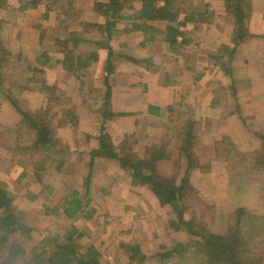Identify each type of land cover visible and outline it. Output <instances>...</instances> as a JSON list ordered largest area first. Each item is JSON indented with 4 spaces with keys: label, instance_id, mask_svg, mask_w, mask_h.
<instances>
[{
    "label": "crops",
    "instance_id": "obj_1",
    "mask_svg": "<svg viewBox=\"0 0 264 264\" xmlns=\"http://www.w3.org/2000/svg\"><path fill=\"white\" fill-rule=\"evenodd\" d=\"M196 5L200 9L207 5L209 14H214L213 20L190 22L186 27L188 43L181 45V50L170 48L161 38L143 44L145 34L142 31L113 34L114 41L122 40L116 49L130 57L144 59L142 63L128 57L121 63L113 62L114 67L119 64L124 68L122 74L117 69L115 74L109 75L110 110L124 115L116 120L115 135L119 139L137 135L139 141L150 140L148 145L152 146L164 141L167 124L183 123L191 126V150L199 158L198 168L193 170L191 176L193 186L196 189L205 187L218 190L220 184V188L226 191L242 190L237 185L222 184V181H226L224 178L229 177L232 181L231 175L237 177L239 174L233 170L237 154L235 159L234 155H229L224 143L233 146H230L231 151L261 155L260 136L264 134V0H253V12L247 27L254 37L236 47L230 74H226L210 59L211 56L224 57L235 46L233 19L226 13L225 0H196ZM37 9H28L24 13L28 14L29 19H35L33 13ZM21 13L17 0H10L6 6H0V77L12 72L18 79L21 77L25 81L29 66L37 64L40 66L38 70L35 71L33 67L31 70L33 79L44 77L46 84L55 87L57 95L76 89H89L90 98H85L83 93L84 97H81L77 106L76 118L79 120L74 121L68 118V110L62 107L66 96L53 101L54 98L49 97V90L48 94L43 95L38 90L28 89V85L22 92L30 101L29 108L34 113L40 109L52 111L50 114L53 119L50 122L55 128L58 146L64 144L68 158L76 159L77 162L85 160L84 170L89 172L90 154L86 151L96 143L97 137L94 136L99 121H96L98 119L94 110L102 105L98 98L103 95L97 88L84 87L83 80L77 79L73 73L77 71L80 77L89 74L97 76L100 67H96V64L101 66L102 62L105 63L107 55L98 48L97 58H94L93 53L80 44L73 43L71 46L65 39V32L60 35H64V38H59L56 24L51 20L57 17L61 19L63 15L52 12L45 20L42 33L35 21L21 20L18 15ZM125 28L131 29V25ZM182 39L178 37V43L181 44ZM159 45L163 46V51L152 52ZM67 48H72L87 62L90 60L91 64L86 68L74 66L73 70L61 68L59 61L64 59ZM85 54L88 55L85 57ZM5 60L7 63H4ZM39 70L43 72L42 76ZM104 74L105 71L101 73L102 79ZM73 82L78 83V86ZM70 86L74 87L68 88ZM8 88L2 82L0 93L9 94ZM31 98H34L33 101ZM38 98L42 99L39 106L36 104ZM9 101L12 105V99ZM156 108L158 115L153 111ZM0 109H11V106L1 105ZM88 110L91 111L88 113ZM13 120L11 125L19 122V113L13 115ZM152 127L160 131L155 138L149 135ZM83 138L88 144L81 147L78 143ZM253 170L248 167V171ZM258 170L264 172V166ZM99 173L104 175L101 183L97 182V178L94 182L93 177L90 184V206L95 209V213L86 222L89 240L100 250L105 262L113 260V264H129L131 261L134 264H148L151 255L156 253L153 248L150 249V244L154 246L157 241L156 235L169 234L164 224L172 208L162 205L146 186L134 184L127 170L116 161H98L94 174ZM246 188L249 191L250 187ZM219 203L227 204L223 200ZM129 245L138 246L140 254L133 255L127 248Z\"/></svg>",
    "mask_w": 264,
    "mask_h": 264
},
{
    "label": "trees",
    "instance_id": "obj_2",
    "mask_svg": "<svg viewBox=\"0 0 264 264\" xmlns=\"http://www.w3.org/2000/svg\"><path fill=\"white\" fill-rule=\"evenodd\" d=\"M19 3L20 11L37 8L39 5L45 7V12L42 14L45 18H49L52 12H58V14H66L65 5L68 0H17ZM114 5L111 7L113 18L131 21V29H117V22L106 20V32L105 36L96 35L92 36L90 33H78L77 36L72 39L69 34L65 36L67 42L73 41L74 44H80L85 50L90 51L94 58H97V49L104 48L106 50V64L105 74L100 78V82L103 85L105 91L104 98L101 100L102 105L96 108V121L98 127L96 128V143L93 147L86 152L90 154V170L87 173L82 186H76L72 191L64 196L63 202L60 205L47 206L45 203V209L43 217L49 221L66 222L60 224L57 231H49V227H36L31 225L26 220L27 211L21 209L15 205V196L9 190L7 184L0 180V253H5V257L0 260V264H103V255L97 246L91 241L88 243H82V239L88 237L89 230H82L77 221L83 219L92 218L95 209L90 206L91 203V190L90 184L94 175L95 165L98 161H116L119 165L127 170L134 184H141L151 190L159 199L162 205H169L177 214L178 221H181L184 217L185 206L184 201L188 199L186 196L187 191H196L193 186L191 176L193 170L198 168L199 160L195 156V153L191 150L193 132L192 127L186 124L180 123V129L174 128L172 138L176 139L175 149L170 148L166 144H161L154 149L156 153L150 158V151L148 157L142 159L137 153L134 152L130 142L127 141L128 137L119 139L115 135L116 120L122 116L121 113H113L110 110L109 102L107 101L110 96L109 93V75L112 73L114 66L113 62L122 61L123 59L130 58L137 63L143 62L144 59H136L130 57L118 49L114 48L112 44L113 34L126 33L129 31H142L145 34L143 44L152 42L161 38V40L169 47L180 49V46L188 43V37L186 33V27L190 22H210L213 20L214 14H209L206 7L198 8L196 2L190 0H131L135 2V10L131 15L119 14L122 8V0H112ZM190 3V8L186 7V2ZM10 0H0V6H6ZM71 2L72 1H68ZM111 0L97 2L96 10L102 12V14H108L107 11H102V8L107 7ZM138 8V9H137ZM225 9L227 15L233 19V27L235 30V37L233 39L234 49L225 53L224 57L211 56L212 62L219 66L226 74L231 73L232 58L236 47L241 43L247 42L248 39H252L254 35L249 32L247 27L248 21L253 12V0H225ZM84 24V23H80ZM80 24H77L80 25ZM157 26H156V25ZM161 26V27H160ZM79 29V27H76ZM111 29L114 31L112 32ZM178 37H182V43H178ZM80 42V43H79ZM226 49V47H223ZM181 50V49H180ZM227 58L225 61L222 59ZM7 59V58H5ZM9 60V58H8ZM44 60V59H43ZM47 61V60H46ZM6 60L4 61V63ZM91 64L85 62L81 54H77L72 48H67L64 51V59L59 61L61 68L66 70H73L74 66L86 68ZM33 69L38 70L37 64H31ZM32 67L29 66V73L25 75V80L28 81V89L38 90L41 94H48V85L44 77H38L33 79L31 73ZM27 69V70H28ZM42 73V71L39 70ZM39 73V75L41 74ZM78 76H80L78 74ZM86 77V75H85ZM90 80V78H89ZM5 95V94H4ZM8 96V97H7ZM9 98L6 94L5 98ZM20 116L19 122L16 124V128H11L7 122L0 119V125L4 124L5 128L9 129V132L15 131L21 135V125L24 122H28L30 128L36 131V138L32 144L23 147L25 150L39 149L45 153L41 154L40 162L41 171L46 173L48 162H54L58 160L56 164V170L61 173L68 158V152L57 148L56 143L58 139L54 138L56 131L51 124L53 119L52 115L44 117V123L37 120L36 114L27 108H23L15 104ZM91 109H93L91 107ZM154 109V108H153ZM156 110V111H155ZM154 114H159L158 108H156ZM76 120H79L75 118ZM32 130V129H31ZM170 130V129H169ZM168 130V133H169ZM55 131L53 138L50 137V132ZM3 135V133L1 134ZM0 135V136H1ZM261 147L264 151V134L260 136ZM1 139V137H0ZM164 141L166 138L164 137ZM163 141V142H164ZM48 142V144H47ZM59 143V142H58ZM79 145V143H78ZM88 148V147H87ZM85 148V149H87ZM153 148H150L152 150ZM259 150V149H258ZM179 154V155H178ZM178 157L182 158L180 177L168 176V170H170L169 162L172 165L177 162H173V159ZM49 160V161H48ZM256 161L264 164L263 160L257 158ZM178 172V171H177ZM30 170H24L20 174V177H26L30 175ZM45 175V174H44ZM44 175L40 174L37 167L34 170L33 176L36 179V184L39 187L44 184ZM63 176V175H61ZM178 178V180H177ZM61 185V184H59ZM44 187V186H43ZM190 195V193H189ZM39 197H44L43 193H30L27 197L28 201L34 202ZM88 197V198H87ZM190 197V196H189ZM86 198V199H84ZM46 199V198H45ZM188 209V208H187ZM189 210V209H188ZM187 210V211H188ZM190 211V216L192 211ZM237 219V228L246 217H250L251 214L244 212V209H238L234 214ZM230 216V215H229ZM229 216L227 221L230 220ZM253 216V215H251ZM254 217H257L254 215ZM193 221L184 222L188 226V231L191 234V243L183 244L177 243L167 249L160 255V262L166 263L167 261L175 260V264H264V258L261 260L258 256L253 255L259 248L252 247V240L242 238L241 230H233L225 233L223 236H216L212 234L210 230L205 227H195ZM171 227L175 228L176 222L171 220L169 223ZM178 228V227H177ZM195 228V229H194ZM49 231V232H48ZM48 234L46 235V233ZM35 234L38 237H45L41 239L39 244H33L32 239L35 238ZM190 245H194V253L189 251ZM164 246V245H163ZM32 248L28 250L27 248ZM128 250L133 255L140 254L139 247L134 245L127 246ZM164 248V247H163ZM260 252H263L260 247ZM264 255V254H263ZM131 258H134L131 257ZM178 260V262H177ZM132 264V263H129Z\"/></svg>",
    "mask_w": 264,
    "mask_h": 264
},
{
    "label": "rangeland",
    "instance_id": "obj_3",
    "mask_svg": "<svg viewBox=\"0 0 264 264\" xmlns=\"http://www.w3.org/2000/svg\"><path fill=\"white\" fill-rule=\"evenodd\" d=\"M68 1H72L71 4ZM66 1L65 10L66 14H63L61 19L57 17L54 20H51L54 24H56L55 29L58 31L59 38H64L63 36H60L63 32L65 34H69V37L72 39H75L73 37L77 36L78 33H90L92 36L101 35L105 36L106 32L104 29L106 28V20H109L111 18V21L117 22V27L125 28L128 25H131V21H125V20H119L118 17L113 18L114 16L110 17L111 14V7L114 5V1L111 0V4L108 6L109 9H106L107 7L102 8V11H107L108 14H102V12L99 13V11L96 10L97 2L99 0H68ZM101 1H107V0H101ZM191 2H196V0H190ZM190 2V3H191ZM13 3V1H12ZM16 3V2H15ZM122 8L120 9L119 14H125V15H131L134 13L133 10H135V2H131V0H122ZM190 3L186 2V7L190 8ZM17 4V3H16ZM19 4V3H18ZM13 5V4H12ZM36 13H33L35 15V19H29L28 14L24 11L23 13L18 14L21 20L23 19H29L26 21H32L37 24L36 27H39V30L41 32H44V23L46 18L42 16V14L45 12V8L43 5H39L37 7ZM138 9V8H137ZM54 14H58V12H55ZM84 23V24H80ZM77 24H80L77 26ZM156 25V24H155ZM157 26V25H156ZM76 27H79L77 29ZM161 27V26H160ZM78 33H75L74 30ZM113 32L114 30L111 29ZM62 32V33H61ZM114 38V37H113ZM117 38V36L115 37ZM80 43V42H79ZM122 43L121 39H114L112 40V44L115 47H118ZM69 44V42H68ZM70 45L73 46V41L70 42ZM160 46V47H159ZM156 46V48H153L155 50H152V52L158 53L159 51H163V46L159 45ZM103 50V53L105 55L106 50L104 48H101ZM165 49V48H164ZM90 53V51H89ZM88 53V54H89ZM85 54V57L88 55ZM84 61L86 62V59L84 58ZM116 62V61H115ZM7 63V62H6ZM118 63H121L118 62ZM106 62H102L101 66L100 64H96V67H100L97 70V76L87 75L86 77H80V73L77 71H74L73 75L77 79H82V85L84 87H90V88H97L98 91H101L102 98H98V100H102L105 95V91L102 89L103 85L100 82L101 73L105 70ZM117 64V63H116ZM4 67H6V64H4ZM27 67V66H26ZM15 69L17 67H14ZM10 69V68H8ZM27 69V68H26ZM117 69L120 71L119 73H123V65L120 66L117 64L116 67H114L111 76L116 73ZM90 71V70H89ZM41 73V72H40ZM8 75L4 77H0V84L3 82L8 85L9 90V97L12 99L14 105L12 109V105L9 101V99L2 93H0V106L1 105H10L11 109H0V119L4 122H8L11 124L13 120V115L17 112V107L15 104H17L20 107L27 108L28 110H31L29 108L30 101L25 98L23 95V90L26 89V86L28 85L26 83V80L24 81L21 79V77H16L12 72L6 73ZM36 75V74H35ZM43 75V72L41 73V76ZM61 78V77H60ZM90 78V80H89ZM63 79V78H62ZM75 79V78H74ZM118 79V78H117ZM119 80V79H118ZM122 80V78L120 79ZM139 80V78H137ZM80 80H78L79 82ZM24 83V84H23ZM74 85L78 86L75 82H73ZM49 87V97L54 98L53 101H57V98L60 97L64 98L65 101L62 103V107L67 111L68 110V118L71 121H74L76 118L78 109L77 106L79 105V101H81V97L83 96V93L85 94V98H90V93H88L89 89L84 88L83 89H76L73 91H68V93L57 95V91L54 90V86H51L50 84H47ZM74 86H70L68 88H73ZM101 87V88H100ZM57 88V87H56ZM84 98V99H85ZM8 99V102H7ZM34 98H31L33 101ZM41 98L36 99V104L39 106L41 103ZM28 101V102H27ZM107 101L110 103L109 97ZM101 102V101H100ZM58 104V103H57ZM65 105V106H64ZM16 111V112H15ZM32 111V110H31ZM36 118L37 120H40L42 123H44V117H47V115L50 116V113L48 109L46 110H36ZM91 110H88V113ZM33 112V111H32ZM47 114V115H45ZM91 117V115H90ZM60 120V119H59ZM181 125H169L165 126L164 131V137L166 140L164 143L157 142L151 145H148L150 140L142 139V141L138 139L137 135H132L131 137H128L127 141L130 142L133 150L135 153L138 154L139 157H142V159L148 157V152L150 151V158L152 159V156L156 153V147L161 144H166L170 148H175V142L176 139L172 138V134L174 133V128L180 129ZM11 128H16V125H10ZM83 127L82 129H84ZM32 129V130H31ZM170 129V130H169ZM169 130V133H168ZM95 131V130H94ZM149 135H152L154 138L156 137V134L159 135L160 131L157 129H153V127L149 131ZM0 133H3L1 135L0 139V180L5 182L11 191V193L15 196V205L18 206L21 209H25L27 211L26 214V220L29 224L34 225L36 227L44 228L49 227V231H57L59 229L60 224H65L66 222H60L58 221H49L48 219L43 217L44 209L47 206H54V205H60L63 202L64 196L67 195L70 191H72L76 186L79 187V185L82 186L85 178L88 176V171L84 163L85 160H81L80 162H77L76 159H70L66 161L67 164L64 165V168L61 173H58L56 170V164L59 163L58 160H55L54 162H48L46 164L47 170L46 173L44 170H40V162L38 160L41 158V154L45 153L43 150L40 151L39 149H23L24 146L30 145L33 143V141L36 138V131L33 130V127L30 128L28 126V122H24L21 125V135L19 133L12 131L9 132V129L5 128L4 124L0 125ZM55 131L50 132V137L53 138ZM56 139V136H54ZM48 144V142H47ZM84 138L81 140V143H79V146H85ZM230 143H224V149L227 150L229 155L237 154V161L235 164V167H233V170H237L234 173H239L237 177L231 175V180L229 177H226V181H222V184L224 186H232L237 185L238 188H242V190H228L226 191L225 188H220L215 190L212 189H198L196 191H187L186 196H188V199L184 201L185 206L189 210L192 211V215L190 216V211L185 207V213L184 217L181 221H178L177 214L170 210L168 212L167 220L165 221L164 227L169 229L168 235L164 236H157V241L155 242L154 246L150 244V249L153 248L156 253L152 256V259L148 264H158L160 263V255L162 252H164L165 249L176 245L177 243H183L187 244L194 241L191 239V234L188 231V226L186 221L189 222L193 221L192 223L195 224V227L203 226L207 230H210L212 234L216 236H223L225 233H227V230L229 232L233 230H241L242 238L246 241V239L252 240V247L254 248L257 246L259 248L253 255L258 256L261 260L264 258V172L263 170H258V168L261 166H264L263 163L257 162L255 159L260 158L263 160V154L264 151L261 147V155L252 154V153H244V152H236V150L231 151L232 148L229 146ZM56 147L65 150L64 144L62 143V146H58L59 143H56ZM153 147L152 150L150 148ZM233 147V146H231ZM222 149V148H221ZM179 155V154H178ZM255 156V157H254ZM254 157V158H253ZM199 160V158H198ZM244 160V161H243ZM49 161V160H48ZM243 161V163H241ZM174 165H172V162H169V165H171L170 170H168V176H176L180 177L181 169V163L182 158L178 157L176 159H173ZM249 164V166H248ZM248 166L251 169H254L253 172L248 171ZM37 167V170L40 171L41 175H44V187L40 186L39 184H36V179L33 176L34 170ZM30 170V175L26 177H20V174L24 170ZM246 169V171H244ZM178 171V172H177ZM63 175V176H61ZM94 182L95 178H97V182L101 183L102 178L104 175L102 173L94 174ZM178 180V178H177ZM93 182V183H94ZM61 184V185H59ZM246 186L250 187L249 191L246 188ZM246 192V193H244ZM30 193H43L44 197H39L37 201L31 202L27 200V197ZM190 193V195H189ZM190 196V197H189ZM46 198V199H45ZM88 198V197H87ZM86 199V198H84ZM220 200H223L227 204L221 205L219 203ZM45 201V202H44ZM45 203L47 206H45ZM170 208V207H169ZM238 209H244V212H247L248 214H251L250 217H246L245 220L242 221L240 224L239 229L237 228L236 218L234 217V213ZM188 210V211H187ZM228 212V213H227ZM230 215V216H229ZM257 216V217H254ZM229 216V219L227 221V217ZM88 218L83 219L82 221H77L78 226L82 230L86 229V222ZM171 220L176 222V226L178 227H171L169 223H171ZM195 229V228H194ZM48 231V232H49ZM172 231V232H170ZM46 233V235L48 234ZM38 234H35V238L32 239L33 244H39L42 238L44 237H38ZM90 242L88 237H85L82 239V243H88ZM161 245H164L161 247ZM164 247V248H163ZM260 247L263 252H260ZM28 250H31L32 248H27ZM189 251L191 253H194V245H190ZM105 254V252H104ZM5 253H0V260H2L5 257ZM139 255V254H138ZM113 258V257H112ZM137 258V257H136ZM143 259V258H142ZM109 260V258H108ZM110 261V260H109ZM105 262L103 260V264H113L111 262ZM178 262V260H177ZM132 263V261H131ZM134 264V263H132ZM143 264V263H141ZM163 264H175V260L173 258L172 261H167V263ZM180 264V260H179ZM262 264V261H261Z\"/></svg>",
    "mask_w": 264,
    "mask_h": 264
}]
</instances>
